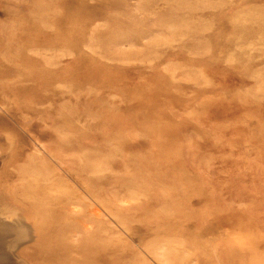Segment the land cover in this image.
Masks as SVG:
<instances>
[{
    "label": "rangeland",
    "instance_id": "rangeland-1",
    "mask_svg": "<svg viewBox=\"0 0 264 264\" xmlns=\"http://www.w3.org/2000/svg\"><path fill=\"white\" fill-rule=\"evenodd\" d=\"M0 264H264V0H0Z\"/></svg>",
    "mask_w": 264,
    "mask_h": 264
},
{
    "label": "bare ground",
    "instance_id": "bare-ground-1",
    "mask_svg": "<svg viewBox=\"0 0 264 264\" xmlns=\"http://www.w3.org/2000/svg\"><path fill=\"white\" fill-rule=\"evenodd\" d=\"M28 216H29V215H28ZM34 224H36V223H34ZM33 226H34V225H33ZM36 226H37L36 228L39 227V225H36ZM34 227H35V226H34ZM41 229H42V228H41ZM40 241H42V240H40ZM51 251H53V250H51ZM56 254H57V253L53 251L52 256H50V258H52V259H53V258H57ZM57 255H58V254H57ZM77 255H78V254H77Z\"/></svg>",
    "mask_w": 264,
    "mask_h": 264
}]
</instances>
